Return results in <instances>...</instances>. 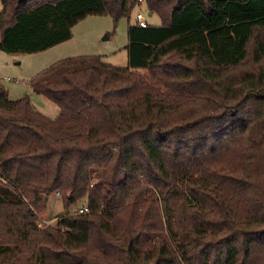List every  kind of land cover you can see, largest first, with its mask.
Masks as SVG:
<instances>
[{"label":"trees","instance_id":"obj_1","mask_svg":"<svg viewBox=\"0 0 264 264\" xmlns=\"http://www.w3.org/2000/svg\"><path fill=\"white\" fill-rule=\"evenodd\" d=\"M0 2L6 53L128 19L125 66L29 79L55 118L0 83V264H264V0ZM139 3L159 25L129 22ZM51 193L89 211L39 227Z\"/></svg>","mask_w":264,"mask_h":264},{"label":"rangeland","instance_id":"obj_2","mask_svg":"<svg viewBox=\"0 0 264 264\" xmlns=\"http://www.w3.org/2000/svg\"><path fill=\"white\" fill-rule=\"evenodd\" d=\"M137 11L144 14L148 24H160L155 13L148 15L149 11L143 3L136 5L131 12V24L135 22ZM127 26L126 17L114 21L108 15H87L72 27V36L56 46L34 53H6L0 50V83L11 99L26 96L37 110L49 118H55L59 112L58 106L45 96L33 92L29 79L58 60L71 56L99 55L105 62L125 66L128 61L125 49L128 43ZM138 71L145 72L144 69ZM45 199V208L35 211L39 227L53 224L56 217L64 212L75 213L76 206L83 203L80 201L66 209L58 193H51Z\"/></svg>","mask_w":264,"mask_h":264},{"label":"built area","instance_id":"obj_3","mask_svg":"<svg viewBox=\"0 0 264 264\" xmlns=\"http://www.w3.org/2000/svg\"><path fill=\"white\" fill-rule=\"evenodd\" d=\"M135 23L140 27H145L148 24L146 19H145L144 14L141 11H137L135 13ZM88 211H89V208L87 205H83V206L78 207L76 209V213H85Z\"/></svg>","mask_w":264,"mask_h":264},{"label":"crops","instance_id":"obj_4","mask_svg":"<svg viewBox=\"0 0 264 264\" xmlns=\"http://www.w3.org/2000/svg\"><path fill=\"white\" fill-rule=\"evenodd\" d=\"M152 13H148V15H151Z\"/></svg>","mask_w":264,"mask_h":264}]
</instances>
